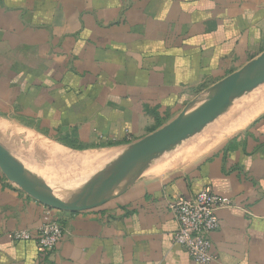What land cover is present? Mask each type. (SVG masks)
<instances>
[{"label":"crops","instance_id":"1","mask_svg":"<svg viewBox=\"0 0 264 264\" xmlns=\"http://www.w3.org/2000/svg\"><path fill=\"white\" fill-rule=\"evenodd\" d=\"M262 53L264 0H0V120L70 157L126 147ZM205 189L232 203L216 212L210 264H264V111L90 211L49 208L0 170V264H198L173 242L172 205ZM51 219L64 230L51 254L14 239Z\"/></svg>","mask_w":264,"mask_h":264},{"label":"water","instance_id":"2","mask_svg":"<svg viewBox=\"0 0 264 264\" xmlns=\"http://www.w3.org/2000/svg\"><path fill=\"white\" fill-rule=\"evenodd\" d=\"M262 83L264 53L209 88L206 91L208 99L203 104L192 108L197 100L192 102L170 123L129 145L87 190L66 188L46 181L26 167L1 142L0 170L7 181L49 208L70 213L94 210L127 193L138 181L131 179L135 172L201 133Z\"/></svg>","mask_w":264,"mask_h":264},{"label":"rangeland","instance_id":"3","mask_svg":"<svg viewBox=\"0 0 264 264\" xmlns=\"http://www.w3.org/2000/svg\"><path fill=\"white\" fill-rule=\"evenodd\" d=\"M263 89L264 83L256 87L250 93L246 94L225 114L208 125L201 133L184 141L180 145L168 151V153H165L157 158L159 160L153 164V166L146 169L150 170V172L152 171L151 174L146 176L165 177L210 155L227 139L233 136V134L246 127V125H248L255 117L264 111V102L260 99L264 97V93H262ZM207 99L208 93L204 92V94L198 97L196 104H194L192 108L198 107L207 101ZM258 99L259 102L257 103L258 106L256 108H248V105L250 107L251 104L253 105V103L257 102L256 100ZM243 107L248 108V110L245 109L240 112L241 114L238 116V119H240L237 120L236 123H228L222 128L220 123L222 122L224 124V120L230 116L231 113L236 111L238 108L242 109ZM0 142L35 174V168L42 171L46 170V172L48 171L49 173L53 172L52 170H55L60 174L61 172H64L63 175H65L66 172V176L72 175L77 179L76 181L79 182L71 188L82 187L86 190L91 188V185L94 184L96 178L97 180L100 179V177H102L103 174H105L111 167L114 161L128 148V146L116 148L112 145L99 146L98 148L92 150H74L69 148L71 150L68 149V151H71L74 156H81L84 160H86L84 162L77 163L70 161L63 153L51 152L50 149H52L54 147L53 145L56 143L51 142L39 134L29 131L28 129L26 130V128L9 120H0ZM113 151H117L115 153H119V155H115V157L111 156L106 160H99L97 157V154ZM91 175L92 177L89 178ZM94 175L99 176L94 177Z\"/></svg>","mask_w":264,"mask_h":264},{"label":"built area","instance_id":"4","mask_svg":"<svg viewBox=\"0 0 264 264\" xmlns=\"http://www.w3.org/2000/svg\"><path fill=\"white\" fill-rule=\"evenodd\" d=\"M210 189L201 191L191 200H180L172 205V211L178 228L173 242L186 250L189 257L198 264H210L216 260L212 253L211 234L220 228L217 210L231 206ZM63 226L57 220H48L35 232L18 231L13 234L16 241L37 240L44 255L56 249L63 237Z\"/></svg>","mask_w":264,"mask_h":264},{"label":"bare ground","instance_id":"5","mask_svg":"<svg viewBox=\"0 0 264 264\" xmlns=\"http://www.w3.org/2000/svg\"><path fill=\"white\" fill-rule=\"evenodd\" d=\"M262 93H264V89L262 90ZM262 102H264V97L263 98H260ZM257 102H254L253 105L251 104V106L249 107L248 105V108H256L258 106V102H259V99L256 100ZM261 103V102H260ZM248 108H238L236 111H234L233 113H231L230 116H228L225 120H224V124L221 122L220 125L223 127H225L228 123H236L238 119V116H240V112L244 111L245 109L248 110ZM232 111V110H231ZM207 142V141H206ZM190 146V144H189ZM56 148V147H55ZM53 149V148H52ZM59 151V150H58ZM117 152V151H115ZM114 151L113 152H104L102 154H97V157L99 160L103 159V160H106L107 158L109 159V157L111 156H114L115 155H119V153H115ZM55 153V152H54ZM57 153V152H56ZM69 158L70 161H73V162H84L86 160H84L82 157H70V156H66ZM159 159H156L154 160L153 162H151L150 164H148L147 166L141 168L140 170H138L137 172H135L132 176V180H141L142 177H144L145 175H149L152 173V171L150 172V170H146L148 169L149 167L153 166V164H155ZM175 164V163H174ZM169 168V167H168ZM35 172L38 176H40L41 178L45 179L46 181H49V182H53V184L55 185H59V186H63V187H66V188H71L73 187V185H75L78 181H76L77 179L75 177H73L72 175L71 176H66V172H65V175H63L64 172H61L58 173L56 172L55 170H52L53 172L49 173L48 171L46 172V170L42 171L40 169H37L35 168ZM93 174V173H92ZM96 175H94L95 177ZM99 176V175H98ZM96 176V177H98ZM92 175L89 177L91 178ZM50 180H48V179ZM87 180V179H86ZM79 183V182H78Z\"/></svg>","mask_w":264,"mask_h":264}]
</instances>
